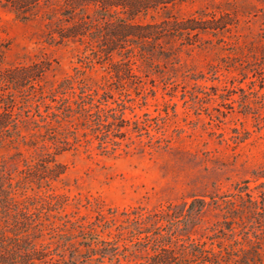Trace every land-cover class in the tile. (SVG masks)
Segmentation results:
<instances>
[{
  "label": "trees",
  "instance_id": "16d2710c",
  "mask_svg": "<svg viewBox=\"0 0 264 264\" xmlns=\"http://www.w3.org/2000/svg\"><path fill=\"white\" fill-rule=\"evenodd\" d=\"M4 1L20 19L29 8H43L40 17L46 20L47 38L82 46L84 67L110 64L109 83L87 82L76 68L46 87L41 83L45 69L38 64L15 67L3 77L9 88L0 98V264H73L42 240L43 216L59 213L63 199L46 191L26 195L25 188L41 190L58 179L66 167L56 155L68 149H95L104 155L169 149L170 139L157 134L162 132L159 118L134 111L139 96L134 64L140 61L157 72L167 56L166 38L180 39V52L200 31L224 25L219 18H206L209 13L204 11L189 16L167 13L180 0H58L50 5L48 0ZM151 12L166 15L155 20ZM147 16L152 19L139 20ZM130 84L133 88L127 90ZM242 106L249 108L247 101ZM168 115L165 109L160 118ZM6 149L13 150L11 156L2 153ZM23 149H31L34 161L21 168L12 157L22 155ZM209 198L194 196L173 217V210L126 213L114 237L89 238L84 262L264 264V181L254 187L244 181L235 192ZM209 207L221 219L204 226L201 218ZM78 221L72 224L82 234L97 235L103 226ZM193 228L202 231L199 238L190 235Z\"/></svg>",
  "mask_w": 264,
  "mask_h": 264
},
{
  "label": "rangeland",
  "instance_id": "374dc122",
  "mask_svg": "<svg viewBox=\"0 0 264 264\" xmlns=\"http://www.w3.org/2000/svg\"><path fill=\"white\" fill-rule=\"evenodd\" d=\"M41 10L29 8L23 13L26 18L20 19L0 0V98L9 88L4 75L22 65L45 69L41 83L46 87L74 74L76 68L87 82H111L106 69L110 64L84 67L82 46L47 38ZM199 11L209 13L206 18H219L223 28L200 31L180 52L176 50L180 39L166 38L167 56L157 72L140 61L134 64L139 93L134 111L159 118L162 132L157 134L170 139V148L120 155L68 149L56 155L66 167L58 179L41 190L25 188L26 195L46 191L63 199L59 213L43 216L42 240L73 264H86L89 238L114 237L126 213L173 210V217L194 196L209 200L211 195L235 192L244 181L250 187L264 181V0H180L167 13L189 16ZM150 15L160 20L166 14ZM177 57L179 62L174 63ZM243 101L249 108L242 106ZM165 109L169 115L160 118ZM30 152L12 158L23 168L34 161ZM2 153L11 156L13 150ZM76 218L98 225L112 219L96 235L78 233L72 224ZM201 219L202 225H211L221 215L209 207ZM190 231L193 238L202 233Z\"/></svg>",
  "mask_w": 264,
  "mask_h": 264
}]
</instances>
